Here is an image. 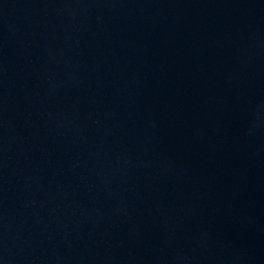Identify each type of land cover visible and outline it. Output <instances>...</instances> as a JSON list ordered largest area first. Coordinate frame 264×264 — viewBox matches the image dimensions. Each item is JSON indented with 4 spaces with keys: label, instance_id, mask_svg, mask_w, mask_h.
<instances>
[{
    "label": "water",
    "instance_id": "1",
    "mask_svg": "<svg viewBox=\"0 0 264 264\" xmlns=\"http://www.w3.org/2000/svg\"><path fill=\"white\" fill-rule=\"evenodd\" d=\"M0 264H264V0H0Z\"/></svg>",
    "mask_w": 264,
    "mask_h": 264
}]
</instances>
